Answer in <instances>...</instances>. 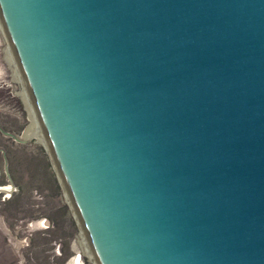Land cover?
I'll return each instance as SVG.
<instances>
[{
	"label": "water",
	"instance_id": "obj_1",
	"mask_svg": "<svg viewBox=\"0 0 264 264\" xmlns=\"http://www.w3.org/2000/svg\"><path fill=\"white\" fill-rule=\"evenodd\" d=\"M98 264H264V0H0Z\"/></svg>",
	"mask_w": 264,
	"mask_h": 264
},
{
	"label": "rangeland",
	"instance_id": "obj_2",
	"mask_svg": "<svg viewBox=\"0 0 264 264\" xmlns=\"http://www.w3.org/2000/svg\"><path fill=\"white\" fill-rule=\"evenodd\" d=\"M9 45L0 20V264H94Z\"/></svg>",
	"mask_w": 264,
	"mask_h": 264
},
{
	"label": "bare ground",
	"instance_id": "obj_3",
	"mask_svg": "<svg viewBox=\"0 0 264 264\" xmlns=\"http://www.w3.org/2000/svg\"><path fill=\"white\" fill-rule=\"evenodd\" d=\"M2 23V22H1ZM3 26V25H2ZM8 55H9V58H10V60H11V62L13 61V63L15 64V71H16V75H17V77H16V79L17 80H20L21 82H24V80L22 79V75H21V73H20V71H19V68H18V65H17V63H16V61H15V59H14V56L12 55V50H11V47H10V45H9V49H8ZM23 85H24V87H23V90H22V92H21V94L23 95V98L24 99H26V101H29L30 102V104H31V107L30 108H32L31 110H33L34 109V107H33V105H32V101H31V99H30V95H29V93H28V89H27V87H26V84H25V82L23 83ZM35 112V111H34ZM35 114V113H34ZM36 115V114H35ZM35 118V117H34ZM33 118V119H34ZM38 120V119H37ZM35 121H36V119H35ZM34 121V122H35ZM36 125V124H35ZM30 127L27 129V131H26V133H25V137L27 138V137H29V136H31V135H33V134H31L30 132ZM35 131V130H34ZM35 132H37V131H35ZM42 136H43V134H41ZM44 137V136H43ZM42 137V138H43ZM43 140H45L44 138H43ZM48 148H49V146H48ZM49 150H50V148H49ZM50 154H51V152H50ZM51 156H52V154H51ZM53 162H54V160H53ZM54 164H55V162H54ZM0 189H2V191L3 190H5L6 188H4V187H0ZM44 224H45V222H44ZM81 240H82V246H85V249H84V252L85 253H87V255H89V257L91 258V260L92 261H94V264H98V263H96V259H95V256H94V253H93V250H92V248H91V246L89 245V243H88V240L86 239V236H85V234H84V232L82 231L81 232ZM76 261H77V263L78 264H82V257H81V255L80 256H78V258H76Z\"/></svg>",
	"mask_w": 264,
	"mask_h": 264
}]
</instances>
